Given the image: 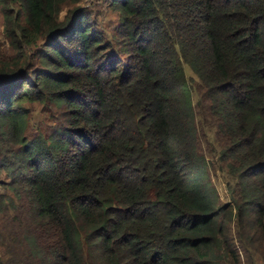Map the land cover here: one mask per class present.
<instances>
[{
	"label": "trees",
	"instance_id": "trees-1",
	"mask_svg": "<svg viewBox=\"0 0 264 264\" xmlns=\"http://www.w3.org/2000/svg\"><path fill=\"white\" fill-rule=\"evenodd\" d=\"M80 1L0 0V173L29 201L10 227L23 264L264 259V0H107L109 40ZM30 104L54 125L27 137ZM198 120L219 130L227 203Z\"/></svg>",
	"mask_w": 264,
	"mask_h": 264
},
{
	"label": "rangeland",
	"instance_id": "rangeland-1",
	"mask_svg": "<svg viewBox=\"0 0 264 264\" xmlns=\"http://www.w3.org/2000/svg\"><path fill=\"white\" fill-rule=\"evenodd\" d=\"M85 10L90 23H93L102 31L106 39H111L119 26V19L107 0H81L76 4ZM74 6V5H73ZM72 5L69 8L73 7ZM67 8H63L60 18H63ZM0 50L6 55L9 52L8 43L3 35V16L0 11ZM186 74L191 76V70L186 68ZM41 105V106H40ZM27 105L30 109L25 135L31 137L38 133L49 131L53 125V120L43 111V105ZM26 106V105H25ZM198 120V139L200 153L204 155L211 182L217 187L220 200L227 203L234 195V178L230 177L227 161L222 159L221 149L223 142L219 136V130L211 126V120L206 123ZM9 175L0 173V264H23L25 247L21 241V235L17 230L10 227L16 226L22 218L26 217L28 210V198L21 188H11ZM229 183L227 186L226 184ZM8 201L16 203L15 212L12 208L6 211ZM18 212V213H17ZM238 234V229L234 230V239ZM240 234V233H239ZM235 241V240H234ZM237 252L243 256V251L237 248ZM255 264H264L259 254H254Z\"/></svg>",
	"mask_w": 264,
	"mask_h": 264
}]
</instances>
